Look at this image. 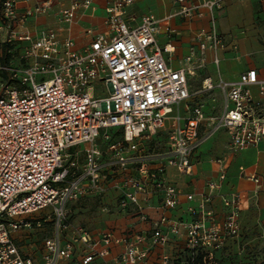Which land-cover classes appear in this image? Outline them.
<instances>
[{
    "label": "built area",
    "instance_id": "1",
    "mask_svg": "<svg viewBox=\"0 0 264 264\" xmlns=\"http://www.w3.org/2000/svg\"><path fill=\"white\" fill-rule=\"evenodd\" d=\"M106 1L103 34L86 29L89 42L80 48L61 29L29 28V18L49 11L55 0H0L4 42L10 46L9 61L0 59V264H60L79 250L81 264H147L151 249L165 248L172 237L184 238L190 253L180 264H220L216 253L240 234L239 194L221 195L223 217L210 207L213 196L206 194L188 208L190 219H172L166 213L180 204L181 192L164 176L169 167L192 173L193 154L217 131L228 133L234 151L264 141L262 108L251 91L258 86L264 95V80L255 69L237 81L220 79L224 111L206 116L201 106L190 105L189 75L205 64L207 51L220 63L225 42L214 10L224 0L192 6L186 4L189 0H176L177 14L184 17L201 16L196 11L202 8L210 12V27L200 31L197 49H191L180 68L172 66L171 42L161 46L156 38L159 20L154 15L132 26L124 16L133 0ZM94 2L68 0L58 13L60 21L74 24L78 12ZM96 88L106 95L96 96ZM203 88H214L211 79L204 80ZM203 123L205 134L200 133ZM163 134L164 139H153ZM250 178L259 189L261 178ZM225 179L223 171L220 180ZM110 182L119 193L118 209H137L143 221L149 217L142 201L162 193V216L152 222L149 236L105 230L95 237L73 225L70 203L104 194ZM48 225L51 232L37 246L42 248L37 262L21 251L20 239ZM114 245L122 250L111 260ZM170 261L163 255V264Z\"/></svg>",
    "mask_w": 264,
    "mask_h": 264
},
{
    "label": "crops",
    "instance_id": "2",
    "mask_svg": "<svg viewBox=\"0 0 264 264\" xmlns=\"http://www.w3.org/2000/svg\"><path fill=\"white\" fill-rule=\"evenodd\" d=\"M200 3L201 0L186 2L188 6ZM67 5L68 0H55L49 11L29 18V28L34 32L43 29H61L62 35L73 38L80 48L89 42L90 36L85 34L86 29H91L95 35L103 34L108 1L95 0L86 12H78L75 23L70 26L61 22L58 15L59 11ZM175 9L176 11H174ZM179 10L180 5L176 3V0H133L125 8L124 16L125 20L132 26L140 24L143 16L148 14L154 15L159 20V32L156 38L161 46H165L169 42L174 46L172 66L175 68L186 65V58L190 55L191 49H197L200 31L210 27V12L207 9L202 8L196 11L200 12L201 16L194 15L191 17L177 14ZM214 13L218 32L224 37L225 48L218 54L220 58L218 66L214 63V54L207 51L205 64L202 67H196L194 74L189 75V79L197 77L200 81L198 91H193L189 83L192 94L190 105L191 107L201 106L204 112V104L197 101V95L216 90L220 91L224 97L220 112L222 113L225 108V94L217 87L220 79L228 82L237 81L241 74L255 69L259 78L264 80V0H224L222 7L215 9ZM92 19L94 23L91 27L85 25V22ZM97 23H100V29H97ZM81 24L83 25L80 26ZM78 26L83 27L79 29L80 36L78 35V37L85 39L83 44H79L74 36V29ZM185 29L190 31L183 32L182 30ZM170 31H172L171 39L169 38ZM192 31L194 36L190 35ZM5 38L6 32L4 41ZM168 56L166 54V57ZM254 56L256 57L253 58ZM205 79H211L214 84L213 89L203 88ZM251 91L254 99L261 106L264 117V95L260 94L258 86H253ZM182 114L189 115L190 113L182 110ZM207 130V124L203 123L200 127V133L205 134ZM153 139L161 140L162 137L155 135ZM217 160H222V162L218 163ZM191 163L192 173L190 174L181 173L174 167L167 169L164 176L166 182L176 186L180 190L181 196L180 204L176 209L167 212L166 216L172 219H190L188 208L197 206L202 195L211 194L213 201L210 207L220 217H223L225 210L221 202V195L238 193L241 207L240 234L237 238L231 239L222 250L216 253V256L220 264H258L257 256H264V141L255 147L234 151L230 148L228 133L225 130H220L205 140L193 154ZM242 168L244 171L241 170ZM223 171L226 174V179L221 182L220 174ZM129 173L133 174L131 171ZM251 176L261 178L259 189L250 178ZM211 182H220V187L211 189L209 187ZM107 188L110 197L104 204H107V210L111 214H97L91 217L75 212L72 214L73 206H70L71 215L74 217L73 225L84 226L95 237L105 230H114L118 235L134 230L136 233H146L149 236L153 227L152 222L159 220L162 216V212L158 210L162 193L156 192L142 201L143 213L149 217L147 221H143L138 216L137 209H130V211L118 209V195L114 196L117 190L113 182H110ZM110 190L112 191L110 192ZM188 194H194L195 199L189 201L187 199ZM91 197L94 195H88L78 201L87 200ZM20 244H22L20 249L25 255L34 257L37 262L42 261V248H37L40 243L35 234L25 239L21 237ZM185 246L184 238L172 237V241L165 248L151 249L147 264H163V255L171 258L169 264H176V258L184 254ZM121 250L120 246L114 245L111 248L109 259L116 258ZM60 264H81L80 250Z\"/></svg>",
    "mask_w": 264,
    "mask_h": 264
},
{
    "label": "rangeland",
    "instance_id": "3",
    "mask_svg": "<svg viewBox=\"0 0 264 264\" xmlns=\"http://www.w3.org/2000/svg\"><path fill=\"white\" fill-rule=\"evenodd\" d=\"M176 11V9L174 10ZM1 18V17H0ZM94 23V20H88L87 22H85V25L90 26ZM83 24H81L80 26H82ZM76 27L74 29V36L77 38V42L79 44H83L84 43V38L78 37V35L80 36V28L83 27ZM97 29H100L101 25L100 23H97ZM93 29V28H92ZM96 29V30H97ZM82 31V30H81ZM183 32L185 31H190L189 29H185L182 30ZM4 34H5V30L2 28V24L0 21V54L3 53L4 56L5 54H7V51H3L4 49ZM194 33L193 31L190 33V35L192 36ZM194 36V35H193ZM192 38V37H191ZM193 40V38L191 39ZM256 56H254L253 58H255ZM258 57V56H257ZM18 63V61H17ZM38 81H40V77L38 78ZM189 83L192 86L193 91H198L199 89V85H200V81L199 78L197 77H193L191 79H189ZM106 95V90L103 89H98L96 88V96H105ZM200 96V97H199ZM197 101L201 102L202 104H204V112L205 115L207 116H213L215 114H219L222 111V101L224 99L223 95L221 94L220 91H210L207 93H201L197 95ZM165 138L166 135L163 134L162 138ZM82 148H84L85 146L82 145ZM78 162L80 165H82L84 163V155L83 153H81V155L78 158ZM112 190H110L111 192ZM109 191L106 190V192L102 195H94V197H91L90 199L87 200H83V201H78V202H71L70 206L72 207V214L78 213L79 215H86V216H95L97 214H111L107 209L103 210L102 208L105 207L107 208V204L105 205L104 202L107 203V199H109L110 197V193H108ZM119 194V193H118ZM117 191L115 193L114 196L118 195ZM103 201V202H102ZM75 209V210H74ZM74 219V217L72 216V220ZM51 232V228L50 225L45 227V231H37L35 233L36 238L38 240L39 243L42 242V240L45 238L46 235L50 234ZM259 255V254H258ZM258 258L256 259L258 264H264V256H257Z\"/></svg>",
    "mask_w": 264,
    "mask_h": 264
},
{
    "label": "trees",
    "instance_id": "4",
    "mask_svg": "<svg viewBox=\"0 0 264 264\" xmlns=\"http://www.w3.org/2000/svg\"><path fill=\"white\" fill-rule=\"evenodd\" d=\"M4 43H5V42H4ZM4 45H5V46H4L3 51L5 52V51L9 50L10 46H9L7 43H5ZM8 58H9L8 51H7V54H5V56H4L3 53L0 54V59H1L2 61H4V62H8V61H9ZM189 257H190V253H189L187 250H185L184 254H183V255L181 254V257H180L179 259L176 260V262H177L176 264H180V262H181L182 259H187V258H189ZM198 260H201V257H199Z\"/></svg>",
    "mask_w": 264,
    "mask_h": 264
}]
</instances>
